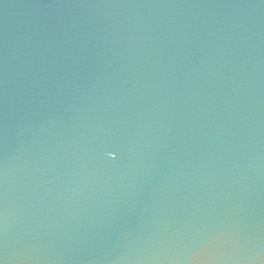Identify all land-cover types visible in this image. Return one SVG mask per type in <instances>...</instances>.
I'll return each instance as SVG.
<instances>
[{"label": "water", "instance_id": "1", "mask_svg": "<svg viewBox=\"0 0 264 264\" xmlns=\"http://www.w3.org/2000/svg\"><path fill=\"white\" fill-rule=\"evenodd\" d=\"M0 264H264V0H0Z\"/></svg>", "mask_w": 264, "mask_h": 264}]
</instances>
